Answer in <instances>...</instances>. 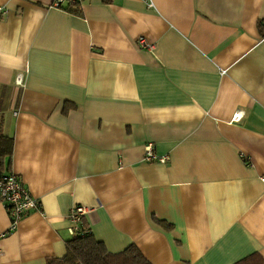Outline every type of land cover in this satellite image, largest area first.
Masks as SVG:
<instances>
[{
	"label": "crops",
	"instance_id": "crops-1",
	"mask_svg": "<svg viewBox=\"0 0 264 264\" xmlns=\"http://www.w3.org/2000/svg\"><path fill=\"white\" fill-rule=\"evenodd\" d=\"M77 3L0 0V166L42 204L0 196V264L63 257L76 205L113 253L264 264V0Z\"/></svg>",
	"mask_w": 264,
	"mask_h": 264
},
{
	"label": "built area",
	"instance_id": "built-area-1",
	"mask_svg": "<svg viewBox=\"0 0 264 264\" xmlns=\"http://www.w3.org/2000/svg\"><path fill=\"white\" fill-rule=\"evenodd\" d=\"M76 3L77 0H54V6L58 8L76 5ZM139 44L144 48H153V45L148 43L143 37L139 39ZM16 84L19 86L25 85V76L23 73L17 75ZM242 117V112H236L233 116V120L240 121ZM145 159L150 162H167L170 157L169 155H158L153 144L149 143L146 146ZM0 196L3 199L10 216V230H15L17 228L19 221L24 215L34 210H40L42 206L41 200L31 193L18 174L1 169ZM91 211L92 209L90 207L84 205H76L72 207L68 214L70 220L69 232L72 237L85 235L91 232L90 228L84 225V219ZM6 235V231H0V240Z\"/></svg>",
	"mask_w": 264,
	"mask_h": 264
},
{
	"label": "trees",
	"instance_id": "trees-1",
	"mask_svg": "<svg viewBox=\"0 0 264 264\" xmlns=\"http://www.w3.org/2000/svg\"><path fill=\"white\" fill-rule=\"evenodd\" d=\"M73 13L81 14L80 5L65 7ZM264 35V21L260 23ZM13 138L0 134V158L13 153ZM1 170H4L0 166ZM251 259L242 261L248 262ZM46 264H151L135 245L118 253L110 252L105 244L98 241L92 232L72 237L67 241V253L63 257H51ZM241 264V263H240Z\"/></svg>",
	"mask_w": 264,
	"mask_h": 264
}]
</instances>
